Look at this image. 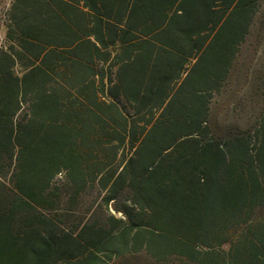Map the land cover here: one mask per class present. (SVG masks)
<instances>
[{
	"label": "trees",
	"instance_id": "obj_1",
	"mask_svg": "<svg viewBox=\"0 0 264 264\" xmlns=\"http://www.w3.org/2000/svg\"><path fill=\"white\" fill-rule=\"evenodd\" d=\"M263 2L13 0L0 264H264V114L255 142L210 123ZM58 177L103 212L60 229Z\"/></svg>",
	"mask_w": 264,
	"mask_h": 264
},
{
	"label": "rangeland",
	"instance_id": "obj_2",
	"mask_svg": "<svg viewBox=\"0 0 264 264\" xmlns=\"http://www.w3.org/2000/svg\"><path fill=\"white\" fill-rule=\"evenodd\" d=\"M13 0H0V49L7 45L6 31L8 13ZM264 114V2L261 4L254 25L242 45L238 58L222 92L217 95L211 107L210 123L212 136L225 140L230 135L246 134L255 142L259 119ZM61 177L56 186H62ZM63 187V186H62ZM64 202L57 210V225L60 229L74 231L81 224V219L98 210L97 193L89 191L84 195L75 212L67 202V190L63 187ZM97 208V209H96ZM95 212V213H96ZM125 264H155L146 256L132 257Z\"/></svg>",
	"mask_w": 264,
	"mask_h": 264
}]
</instances>
